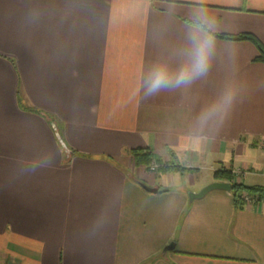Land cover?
Segmentation results:
<instances>
[{
	"label": "crops",
	"instance_id": "obj_1",
	"mask_svg": "<svg viewBox=\"0 0 264 264\" xmlns=\"http://www.w3.org/2000/svg\"><path fill=\"white\" fill-rule=\"evenodd\" d=\"M191 32L214 45L207 73L149 95ZM213 34L264 44V0H0V264H264V202L189 197L222 169L264 188V64Z\"/></svg>",
	"mask_w": 264,
	"mask_h": 264
},
{
	"label": "trees",
	"instance_id": "obj_2",
	"mask_svg": "<svg viewBox=\"0 0 264 264\" xmlns=\"http://www.w3.org/2000/svg\"><path fill=\"white\" fill-rule=\"evenodd\" d=\"M216 39L220 40H227V41H233V42H246L251 44L258 52L257 58L254 60V62L262 63L264 64V44H261V42L253 35L251 34H240L235 36L230 35H211ZM44 116V115H43ZM68 150V155L72 154V151ZM63 153L65 154L64 150ZM135 166H142L146 169H149L151 164L154 162L158 166L159 173H180L185 174L187 172H190V170H186L182 168L181 166L177 165L175 163V156L172 154H169V162L164 163L161 158L156 157L154 154L147 150H135L131 151ZM68 158L69 156L65 154ZM213 177L217 181L229 183L231 185V194L233 198V204L236 208L243 209L247 202L244 200L245 195H249L254 198L253 203L257 202H264V188L261 187H253L248 188L244 187L239 184L232 183L233 175L232 172L227 170H220L213 174ZM245 194V195H244Z\"/></svg>",
	"mask_w": 264,
	"mask_h": 264
},
{
	"label": "clouds",
	"instance_id": "obj_3",
	"mask_svg": "<svg viewBox=\"0 0 264 264\" xmlns=\"http://www.w3.org/2000/svg\"><path fill=\"white\" fill-rule=\"evenodd\" d=\"M188 39L191 44L188 63L174 75L170 74L165 66L153 68L146 81L147 93L149 95L169 86L179 87L190 84L194 79L207 73L212 49L214 47L213 43L198 32L189 33ZM231 102L232 97L230 95L223 98L222 104L225 110ZM214 111L215 108L206 111L202 114L201 119H208L213 115Z\"/></svg>",
	"mask_w": 264,
	"mask_h": 264
},
{
	"label": "water",
	"instance_id": "obj_4",
	"mask_svg": "<svg viewBox=\"0 0 264 264\" xmlns=\"http://www.w3.org/2000/svg\"><path fill=\"white\" fill-rule=\"evenodd\" d=\"M59 139V137H58ZM61 147L64 149V152L66 154L68 153V150L66 149V146L63 144V142L61 141V139H59ZM141 188L146 191L147 193H151V194H156L157 190L156 189H151L147 186H145L144 184H140ZM213 191H226V192H231V185L229 183H213L207 187H205L200 193L195 194V195H190V201L193 200H197V199H201L203 197H205L207 194H209L210 192ZM173 248L172 247H168L167 249H165L166 251H171Z\"/></svg>",
	"mask_w": 264,
	"mask_h": 264
},
{
	"label": "rangeland",
	"instance_id": "obj_5",
	"mask_svg": "<svg viewBox=\"0 0 264 264\" xmlns=\"http://www.w3.org/2000/svg\"><path fill=\"white\" fill-rule=\"evenodd\" d=\"M151 167H153L155 170H151ZM159 168H158V166H157V164L156 163H152L151 164V166L149 167V169H147V171H149V172H151L152 174H158L159 173V170H158ZM186 170H188V169H186ZM222 170H224V169H222ZM228 171V170H227ZM233 174V173H232ZM207 173H206V171H203L200 175H199V178H206L207 176ZM198 176V175H197ZM245 195V194H244ZM246 197H248V199H250V201H254V198L253 197H251V196H249V195H245Z\"/></svg>",
	"mask_w": 264,
	"mask_h": 264
},
{
	"label": "built area",
	"instance_id": "obj_6",
	"mask_svg": "<svg viewBox=\"0 0 264 264\" xmlns=\"http://www.w3.org/2000/svg\"><path fill=\"white\" fill-rule=\"evenodd\" d=\"M151 170H155L153 167H151ZM244 200L247 202V203H253V201H250V199H248V197L244 196Z\"/></svg>",
	"mask_w": 264,
	"mask_h": 264
}]
</instances>
